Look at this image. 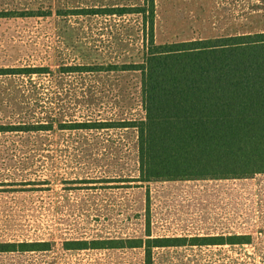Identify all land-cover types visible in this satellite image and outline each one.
<instances>
[{
  "label": "rangeland",
  "instance_id": "rangeland-1",
  "mask_svg": "<svg viewBox=\"0 0 264 264\" xmlns=\"http://www.w3.org/2000/svg\"><path fill=\"white\" fill-rule=\"evenodd\" d=\"M144 5L0 0V13L12 14L0 18V70L49 69L0 76V125L54 123L41 134L0 133V243L50 244L48 251L1 253L0 264H145L141 248L67 250L66 243L217 236H245L251 244L155 249L154 264H264V174L136 183L134 131L58 127L143 118L141 75L106 68L143 63L152 37L164 45L264 31V0H155L153 30L150 13H65ZM79 67L93 71L75 72Z\"/></svg>",
  "mask_w": 264,
  "mask_h": 264
},
{
  "label": "trees",
  "instance_id": "trees-1",
  "mask_svg": "<svg viewBox=\"0 0 264 264\" xmlns=\"http://www.w3.org/2000/svg\"><path fill=\"white\" fill-rule=\"evenodd\" d=\"M10 13H0V18L12 17ZM65 13L83 17H147L150 13L153 30L155 0H145L141 8L78 9ZM87 69L79 67L75 72L93 71ZM106 69L141 75L145 116L124 122H59L58 127L75 131L94 130L96 126L102 130L134 131L139 175L134 182L248 180L264 174V33L164 45L155 44L152 37L143 63ZM48 71L45 67L1 69L0 76H42ZM51 130L54 123L44 121L0 125V133L41 134ZM38 152L36 147L35 154ZM248 244L251 238L245 236L167 237L68 242L66 249L141 248L145 250V264H154L155 249ZM49 248V243H0V254Z\"/></svg>",
  "mask_w": 264,
  "mask_h": 264
},
{
  "label": "crops",
  "instance_id": "crops-1",
  "mask_svg": "<svg viewBox=\"0 0 264 264\" xmlns=\"http://www.w3.org/2000/svg\"><path fill=\"white\" fill-rule=\"evenodd\" d=\"M235 20H236V19H235ZM235 20H234V21H235ZM236 22H237V21H236ZM236 22H234V23H236ZM260 33H264V31H262V32L260 31ZM244 35H246V34H244ZM248 35H252V34L249 33ZM232 36H238V35L235 34V33H234V34L232 33V34H225V35H224V37H232ZM191 41H192V40H191ZM190 182H199V181H190Z\"/></svg>",
  "mask_w": 264,
  "mask_h": 264
}]
</instances>
